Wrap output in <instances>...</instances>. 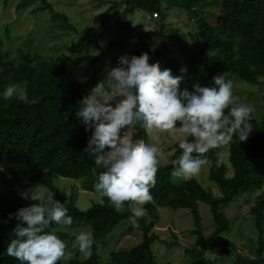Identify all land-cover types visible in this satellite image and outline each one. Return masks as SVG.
I'll list each match as a JSON object with an SVG mask.
<instances>
[{
  "label": "trees",
  "instance_id": "obj_1",
  "mask_svg": "<svg viewBox=\"0 0 264 264\" xmlns=\"http://www.w3.org/2000/svg\"><path fill=\"white\" fill-rule=\"evenodd\" d=\"M37 2H42V6L34 13L49 10L55 20H61L64 27L60 28L77 34L78 31L70 24L68 17L55 12L48 0H19L17 10L26 9ZM209 2L121 0L110 2V7L100 17L105 21L112 12L119 10L115 26L120 31L132 29L130 16L136 10L149 15V20L161 22L160 30L153 36L163 42V48L153 54L147 39L140 37L130 55L138 56L147 52L150 64H158L161 69H171L174 76L181 75V63L172 58L168 45V40L174 38L182 60L189 68L183 74L189 89L196 82L209 86L213 76L223 73L226 80L235 79L248 85L260 84L261 79H264V0H213L211 5H220L218 15L213 20H209L206 14L197 17L200 9ZM176 7L192 16L197 26V42L194 45L186 40L180 30H166L164 21L170 9ZM153 14L158 17L154 18ZM102 40V35L82 33L73 48L67 49L70 57L59 60L23 49H19L17 63H6L0 56V68L4 69V72H0V93L11 84H23L26 81L28 98L32 101L22 102L15 96L4 100L0 96V264H20L19 260L6 252L17 224L15 217L10 218L9 213L36 203L23 199L19 193L27 189L35 190L37 183L54 191V198L68 209L67 214L73 218L72 225L68 227L70 230L87 227L94 237L89 258L70 256L67 263L62 260L58 264H102L98 250L108 247L107 239L118 227L122 228L120 237L139 231L142 233V241L129 251L111 252L109 264H159L153 246L165 243L160 241L154 230L161 219L162 208L190 211L193 220L190 234L194 243L186 250V254L196 260L195 263L200 261L201 264H213L233 254L228 264H264V119L257 121L253 113L250 121L253 131L245 142L240 143L233 136L228 144L211 149L206 154L211 162L209 179L219 188L221 197L204 189L195 177L185 181L174 176L172 163L160 166L155 185L150 189L153 202L144 205L147 214L137 218L134 225L129 220L131 212L127 207L124 211L116 212L108 198L94 190L93 185L103 169L95 166L94 158L83 151L90 131H85L83 123L75 117V111L79 109V101L87 95V90L104 78L94 76L81 80L68 64L71 67H93L99 64L101 57L87 52L88 48L94 47L105 55L116 46V42ZM130 130L133 140L148 143L149 134L139 123ZM224 147H228L232 176H228L229 169L220 157ZM175 149L171 161L182 151L178 143ZM57 178L80 181L83 190L101 195L104 204L98 202L85 211L79 209L75 194L67 199L55 183ZM246 195L254 196L251 215L257 230L256 243L250 256L240 254L233 242L221 238L231 225L223 205ZM200 204L209 206L213 218L214 229L209 237L204 231ZM61 227L50 224L46 231H55L63 241L73 243L75 235L62 231ZM204 252H217L220 257L210 261Z\"/></svg>",
  "mask_w": 264,
  "mask_h": 264
},
{
  "label": "clouds",
  "instance_id": "obj_2",
  "mask_svg": "<svg viewBox=\"0 0 264 264\" xmlns=\"http://www.w3.org/2000/svg\"><path fill=\"white\" fill-rule=\"evenodd\" d=\"M105 71V78L79 101L75 117L86 132L90 131L83 151L103 169L94 190L107 197L116 212L127 207L134 225L137 218L147 214L144 205L153 202L150 189L156 182L162 152L156 143L133 140L127 134L130 128L139 123L157 142L158 137L152 136L155 132H166L177 140L182 151L171 161L172 174L185 181L208 163L206 154L211 149L228 144L233 136L245 142L253 131L252 107L243 102L234 104L233 85L224 73L213 76L209 86L196 82L189 89L183 75L186 68L174 76L171 69L150 64L147 52L138 56L125 53L118 57L117 66H106ZM26 84H11L0 96L4 100L15 96L31 103ZM19 195L36 203L9 213L17 224L7 254L20 264H58L66 260V242L46 229L56 224L67 230L73 223L68 209L41 183ZM98 202L104 204L103 199ZM94 242L91 231H80L72 247L87 259Z\"/></svg>",
  "mask_w": 264,
  "mask_h": 264
},
{
  "label": "rangeland",
  "instance_id": "obj_3",
  "mask_svg": "<svg viewBox=\"0 0 264 264\" xmlns=\"http://www.w3.org/2000/svg\"><path fill=\"white\" fill-rule=\"evenodd\" d=\"M55 12L65 14L70 24L76 28L77 34L70 30H65L61 20H55L51 11L45 10L34 13L42 6V2L32 3L23 10H17L19 0H0V56L6 63H17L19 60V49L24 51H37L45 57H53L56 60L70 57L68 48H73L80 34L90 33L102 35L103 42H116V46L109 54L103 55L94 47L88 48L90 54H96L101 57V62L93 67L80 66L74 67L68 64V67L81 79L88 80L90 77L106 76V66H117L118 57L127 53L131 54L139 42L140 37H144L151 45L153 54L163 48V42L157 39L153 34L160 30L161 22L149 20V15L140 10H136L130 16L133 27L130 31H120L115 26V21L120 11L112 12L105 21L101 20V15L110 7V2L121 0H48ZM210 0L197 13V17L208 15L209 20H213L220 10V5H211ZM192 16L181 11L178 7L169 11L168 18L164 21L166 30L178 29L182 32L188 42L194 45L197 41V26L192 21ZM196 17V16H195ZM159 19V18H158ZM168 45L172 51L173 57L179 60L181 68L188 65L183 62L180 48L174 38L168 40ZM71 51V50H70ZM69 51V52H70ZM154 56V55H153ZM153 58V57H152ZM181 58V59H180ZM182 60V61H181ZM187 71L183 74H186ZM0 72H4L1 67ZM181 72V71H180ZM233 85L234 104L246 103L252 107V113L257 121L264 119V79H261L258 85H248L235 79L230 80ZM90 91L87 90V94ZM130 129L127 134L131 136ZM152 136L158 137L152 139L149 136L148 143H156L161 149L162 156L159 166H165L171 163V158L175 153V145L178 143L166 132H155ZM220 157L228 167V176H232V169L228 160V147H224L220 152ZM211 162L208 161L201 171L195 176L204 189L211 192L216 197H221L222 193L214 182L209 179V170ZM62 194L68 199L71 195L76 196V206L81 210L89 209L93 204L98 203L101 195L89 193L80 186V181L74 179L57 178L55 181ZM253 197L248 195L240 197L232 203L223 205V211L230 220V229L221 238L228 239L237 247V252L243 255H251L257 239V230L254 228L251 207L254 204ZM199 211L203 217L204 231L207 237L211 235L214 229V222L210 213L209 206L199 205ZM161 219L155 227L162 244L156 243L153 248L159 264H194L196 260L189 258L186 250L193 246L194 238L190 234L193 228V220L189 210L173 211L169 208L160 209ZM72 235L80 231H89L87 227H78L65 230ZM122 228H117L108 237L109 245L107 248H101L99 251L102 256V264H109V256L113 251L131 250L141 243L142 233L136 231L127 236H119ZM66 242L67 259L70 256L83 255L72 247V243ZM173 244L168 247L167 244ZM206 258L215 261L220 256L217 252H204ZM233 254H228L221 261L213 264H228ZM67 259L64 260L67 263ZM195 264H201L200 261Z\"/></svg>",
  "mask_w": 264,
  "mask_h": 264
},
{
  "label": "built area",
  "instance_id": "obj_4",
  "mask_svg": "<svg viewBox=\"0 0 264 264\" xmlns=\"http://www.w3.org/2000/svg\"><path fill=\"white\" fill-rule=\"evenodd\" d=\"M153 17H154V18H157L158 16H157V14H153Z\"/></svg>",
  "mask_w": 264,
  "mask_h": 264
}]
</instances>
